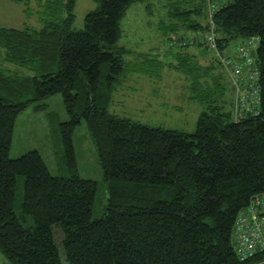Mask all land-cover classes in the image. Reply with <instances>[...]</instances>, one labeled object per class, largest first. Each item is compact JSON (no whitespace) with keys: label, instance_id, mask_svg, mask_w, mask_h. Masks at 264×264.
Instances as JSON below:
<instances>
[{"label":"trees","instance_id":"trees-1","mask_svg":"<svg viewBox=\"0 0 264 264\" xmlns=\"http://www.w3.org/2000/svg\"><path fill=\"white\" fill-rule=\"evenodd\" d=\"M34 1L41 28L0 27V56L15 66L0 70V250L11 264H264V251L241 260L232 239L242 211L264 193V0H210L209 20L208 0L172 1L170 22L162 20L161 28L204 109L190 134L108 111L129 52L118 43L121 20L146 0H95L79 30L77 0ZM212 27L226 76L223 58L242 65L243 89L245 77L257 72L258 92L249 94L240 117L236 103L225 109L223 73L189 50L209 49L189 33H206L204 39ZM234 43L247 47L251 63L238 48L233 53ZM56 94L69 114L52 119L64 176L53 175L36 149L10 156L19 114ZM83 120L106 181L99 217L98 182L79 174L74 145ZM18 176L24 177L20 212Z\"/></svg>","mask_w":264,"mask_h":264},{"label":"rangeland","instance_id":"rangeland-1","mask_svg":"<svg viewBox=\"0 0 264 264\" xmlns=\"http://www.w3.org/2000/svg\"><path fill=\"white\" fill-rule=\"evenodd\" d=\"M0 2V19L7 27L22 29L26 26L41 28L43 26L38 12V4L31 1L27 5L20 2L5 0ZM173 0H146L132 4L123 16L120 29L119 45L128 48L124 56L126 68L120 76V83L114 90L110 114L117 117L129 118L135 122L151 127L174 129L185 133H193L197 128L198 119L203 106L195 98L196 90L185 72L178 68L180 60L175 58L176 47L168 46L169 36L164 34L161 21L170 22L169 10ZM208 0L207 13L210 19L213 7ZM95 0H77L73 28H84L86 14L97 8ZM206 33L189 35L202 42ZM169 39V40H168ZM238 44L232 45L236 53ZM204 55L198 62L204 65L213 64L217 73H223L225 109H232L240 94L235 92L234 81L241 82L238 77L226 74L216 52L212 49L200 48ZM153 54V55H151ZM158 54L159 57L154 56ZM170 55H173L170 56ZM150 61V62H149ZM15 69L14 64L4 62L0 56V70ZM21 72V71H20ZM246 78V77H245ZM248 80V79H246ZM45 103V109L36 110V104ZM235 109V108H234ZM236 109H238L236 105ZM51 116V117H50ZM53 120L66 121L69 114L60 94L32 103L19 114L16 120L10 149L11 158H18L29 150H38L46 161L49 171L56 176L68 175L59 153V133L54 131ZM74 145L77 155L79 174L83 178L94 179L98 182V192L94 206V216H102L107 203L106 181L104 180L101 164L86 120L77 127L74 134ZM24 193V177H17L15 209L20 212ZM32 223V218H29ZM0 264H11L10 260L0 250Z\"/></svg>","mask_w":264,"mask_h":264},{"label":"built area","instance_id":"built-area-1","mask_svg":"<svg viewBox=\"0 0 264 264\" xmlns=\"http://www.w3.org/2000/svg\"><path fill=\"white\" fill-rule=\"evenodd\" d=\"M202 43H205L209 49H212L219 54L216 34L213 27L206 35V38L203 39ZM237 54L241 58L245 57L247 63H251V59L248 58L246 46L241 45L238 48ZM222 61L225 67L232 72V77H238L240 79L239 76L242 72V65L235 62L234 59L223 58ZM256 76L257 72L252 71L243 80L246 89L241 87L240 82H237L236 80L234 81L237 94H240V97L237 98L236 101L237 107H239V109H237V116L239 117L241 116L240 111L249 109V94H257L258 92L255 80ZM240 104L242 105V108L240 107ZM232 239L237 254L241 260H246L247 258L254 256L256 253L264 251V193L256 195L253 198L251 205L242 211L234 225Z\"/></svg>","mask_w":264,"mask_h":264},{"label":"crops","instance_id":"crops-1","mask_svg":"<svg viewBox=\"0 0 264 264\" xmlns=\"http://www.w3.org/2000/svg\"><path fill=\"white\" fill-rule=\"evenodd\" d=\"M10 1H12V0H10ZM0 2L4 3V4H9L5 0H0ZM13 2H15V1H13ZM0 27H7L6 24L4 22H2V19H0ZM7 28H16V27H7ZM189 50L191 53L195 54L198 58H200V60H201V56L204 55V52H202L199 47H194V48H191Z\"/></svg>","mask_w":264,"mask_h":264}]
</instances>
